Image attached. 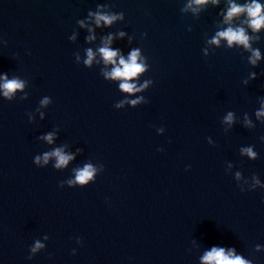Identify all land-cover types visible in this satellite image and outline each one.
Segmentation results:
<instances>
[{
    "label": "water",
    "instance_id": "obj_1",
    "mask_svg": "<svg viewBox=\"0 0 264 264\" xmlns=\"http://www.w3.org/2000/svg\"><path fill=\"white\" fill-rule=\"evenodd\" d=\"M231 3L252 0H0V77L24 82L0 91V264H202L213 247L264 264V27L226 23ZM228 27L251 50L209 43ZM109 37L117 64L139 50L140 91L104 75ZM57 148L62 168L43 163Z\"/></svg>",
    "mask_w": 264,
    "mask_h": 264
},
{
    "label": "clouds",
    "instance_id": "obj_2",
    "mask_svg": "<svg viewBox=\"0 0 264 264\" xmlns=\"http://www.w3.org/2000/svg\"><path fill=\"white\" fill-rule=\"evenodd\" d=\"M207 0H193V3L196 5L204 4ZM216 0H213L215 3ZM262 6L261 4L257 3L256 0H252L251 4H246L243 6L237 5L235 3L230 4V8L225 16V22L229 23L233 17H238L242 13L247 14V21H245L248 26L254 31H259L261 27H264V15H262ZM89 15L95 16V23L97 26L103 22L106 25H111L115 20L122 19L123 14L120 16L117 15H109V14H101L99 12L93 14L89 13ZM81 26L83 22H80ZM91 31V30H90ZM121 36L124 33H120ZM94 36H89L88 39H94ZM220 39H226L229 46H232L234 43L243 45L245 49L251 50V46L249 44L250 37L246 34L245 29L243 27L232 28L228 27L224 31H220L217 35L209 41V43L219 45ZM111 43V37L108 38L104 42V46L99 49V53L103 57L104 63L112 64L114 67L111 72H105L104 75L106 77L121 80L119 88L126 93H134L136 91H140L141 89L137 88L135 84L129 83L128 81L132 78L138 76V74L142 73L145 70V65L143 63H138V59L140 58V52L138 49H134L131 51L127 60H125L122 56L119 57V62L117 64V57L118 51L111 49L108 45ZM79 59V58H77ZM94 59V53L91 49L87 50V59L84 61L85 64L91 65ZM250 63L253 65L256 64L257 60L260 59V53L258 50L253 51L252 57L249 58ZM0 80L3 82L0 83V91L3 92L4 97L11 100L14 93L17 90H22L24 88V82L19 79H11L9 80L7 76L0 77ZM147 82L142 87H146ZM42 104L46 105L49 103L48 99L45 98ZM129 103L135 105L138 103L137 100H132ZM122 105H117L120 107ZM257 118L264 116V104L261 105V110L256 113ZM225 122L231 124L233 122V114L231 112L225 117ZM250 123V122H249ZM49 144L53 141V135L48 134L47 136L43 137ZM242 153L247 154L250 158H255L256 153L252 151L251 148H245L241 150ZM50 157L56 158V168H62L68 164L70 160L73 159V156L66 155L62 149L57 148L52 152H47L43 155V163L47 164ZM35 162L37 164L41 163V157L37 156ZM96 173V169L88 164L85 165L82 169L77 170L76 176L74 180H69V185L80 184L86 185L90 180L93 179ZM240 174L237 173V178H239ZM258 183V181H257ZM39 241L35 243V246L31 249L33 253L38 251L39 249L43 248ZM257 250H259V246H257ZM31 259V257H29ZM202 264H250V261L243 259L241 256L235 255L233 249L225 250L222 247H213L210 251L206 252L202 257Z\"/></svg>",
    "mask_w": 264,
    "mask_h": 264
}]
</instances>
